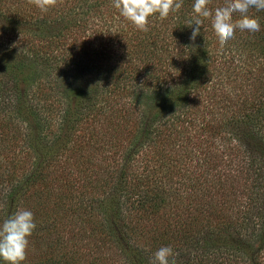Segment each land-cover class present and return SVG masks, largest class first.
Returning a JSON list of instances; mask_svg holds the SVG:
<instances>
[{"label": "trees", "instance_id": "1", "mask_svg": "<svg viewBox=\"0 0 264 264\" xmlns=\"http://www.w3.org/2000/svg\"><path fill=\"white\" fill-rule=\"evenodd\" d=\"M14 1L0 0V154L10 163L24 155V168L15 176L0 162V214L31 206L50 210L55 223L65 188L81 200L89 192L103 228L97 237L69 215L65 236L56 225L32 232L44 257L22 264H150L171 243L177 264H264V235L255 229L263 220H244L252 230L235 231L238 246L224 249L186 217L222 214L237 198L226 182L248 181V198L263 193L264 11L250 9L259 32L237 29L221 46L210 19L190 39L194 0L167 19L150 16L147 32L113 0H57L47 12ZM25 120L54 153L32 154L19 127ZM111 199L115 213L107 214Z\"/></svg>", "mask_w": 264, "mask_h": 264}, {"label": "rangeland", "instance_id": "2", "mask_svg": "<svg viewBox=\"0 0 264 264\" xmlns=\"http://www.w3.org/2000/svg\"><path fill=\"white\" fill-rule=\"evenodd\" d=\"M17 1L19 0L14 1L12 6H15L18 8ZM17 25L19 26V28L17 29L25 31L24 29L25 26L23 25L22 22H19V23L17 22ZM141 109H144V106L139 104L137 112L139 111L141 113ZM143 113H146V116L148 115L147 114L148 111L147 112L143 111ZM20 122H21L20 123L21 125H19L20 129L21 130L23 129V131L26 134H28V136L25 139L26 141H23V142H27L29 144L30 146L29 150L32 152L33 155L43 156V154L45 153H51V154L54 153L53 146L44 145L41 142L36 141L34 139V135L36 133L34 129V123L32 121L25 120V121H20ZM12 131L10 133H12ZM7 149H10L9 145H5V150L7 151ZM64 155H66V153H64ZM4 159H5L4 156L0 154V162H3L4 166H8L9 168H12L10 166H13L14 168L12 169L17 170V175L15 176L21 175V170L24 168V160H23L24 155H21L18 161L16 159L14 160V162L11 161L12 163H10V161L7 158H6L7 160L6 159L4 160ZM66 160H67L68 166L75 168L74 163H73V156H69ZM107 161L105 162L107 163ZM3 164H2V167H3ZM222 169L223 168H221L219 172L221 177H223L224 174H226V171L228 170L226 168L224 170ZM231 173H234V172H231ZM235 173H237V170ZM247 182L248 181L244 182V180L240 179L238 183L234 182L233 184H230L226 182L223 185L226 187L228 194H234L232 191H235V195L237 196V198L235 197V199L230 200L231 206H229L228 208H225L222 214L221 213L209 214L206 211H203L202 214H195L194 220H191L192 218L191 214H188V216H186L187 221L191 223V226L196 227L198 229V233L200 236L203 231H207L208 233H210L209 236L211 235L210 242L212 246H222L224 249L227 247H233L236 245V242L233 240L232 236L235 233V231L237 230L243 231L245 229L244 227H242V223L244 222V220L248 218H253V220L258 218L259 220L264 221V189H263V193L261 192V196H260V192H258V195L256 197L253 196V198H248L245 195V192H246L245 190L248 187ZM62 185H65V184H62ZM62 192L65 194V197L62 198L61 200H57V201H60V203L54 206L58 208L57 211H55V213L53 214L57 217L55 218V221H54L55 223H52V219L48 216V214H52L50 210H49L50 212L47 211L46 213L36 214V212L33 210L31 206L23 207V209H28L32 211L34 214V221L36 224V228L33 231L36 232V234H44L47 230H50V228H53L56 225L55 229L58 232H60V234H63L65 236L67 235L66 229L69 228V227H66L65 225V222H66L65 219L66 217L70 215L71 217L75 218V222L78 223L77 225L73 226L74 228L79 226V228H84L85 232L87 233L90 231L91 232L95 231L97 237H103V233L101 230L103 229L101 227L102 224L96 214V209H97L96 205L94 204V202L90 201V196L88 195L89 192H87V196L83 197L82 200L80 198L82 195H79L78 192H71V191L69 192L65 188H62ZM79 193L82 194L81 191H79ZM97 194L99 193L98 192L94 193V195H97ZM87 197L89 198V200L87 199L88 202L85 201ZM69 198H71V200ZM107 201H108L107 205H109L110 207V210L107 209V214L108 213L114 214L115 213L114 205L116 206L115 202L112 199L107 200ZM188 203L189 202L183 198V206H186ZM74 207H77V211H75V213L72 214L70 212L73 210ZM261 214L263 215V217ZM10 215L11 214H0V224H2L3 221ZM142 224L148 225L146 222H143ZM154 224L157 225V228L159 227L158 220H156L153 223V225ZM260 224L262 223L260 222ZM255 229L259 231V235L260 234L264 235V224L263 226L261 225L255 226ZM245 230H247L248 232L252 230V227L248 226V228H246ZM83 237H87V235H83ZM87 240L88 242H90V245H88L87 247H93V245H95V239H91V236H90V240L89 238ZM82 242H85V241L82 240ZM79 244H81L80 246L81 248L79 250L84 251V248L82 247V243H79ZM173 244L174 243H171L166 246L172 247ZM34 249H36V251ZM43 257H44V254L42 253V251H40L39 248H35V245L30 243L29 241V245L27 248V257L25 260L29 259L27 260V262H33L34 260H37V259L40 260ZM249 259L252 260V254L250 253H249ZM25 260L23 262H26ZM88 261L90 260H87V257H86L85 260L80 259L78 264H84V263L87 264ZM0 264H6V262H4L1 259Z\"/></svg>", "mask_w": 264, "mask_h": 264}, {"label": "clouds", "instance_id": "3", "mask_svg": "<svg viewBox=\"0 0 264 264\" xmlns=\"http://www.w3.org/2000/svg\"><path fill=\"white\" fill-rule=\"evenodd\" d=\"M42 12L57 4V0H28ZM211 0H194L195 16L188 26L195 25L190 39L196 40L200 34L204 19L211 20V26L223 46L234 38L237 29L256 33L261 30L258 18L250 15V9L264 11V0H224L222 6L210 9ZM113 6L121 16L130 21L138 30H149V17L158 14L161 20L167 19L170 13L176 12L183 6V0H113ZM234 14L238 18L234 19ZM36 228L34 214L28 209H18L0 224V259L6 264H22L27 257L29 237ZM150 264H177L176 254L171 246L158 248Z\"/></svg>", "mask_w": 264, "mask_h": 264}]
</instances>
